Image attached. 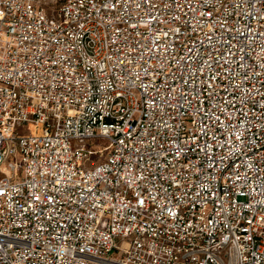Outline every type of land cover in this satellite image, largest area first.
I'll use <instances>...</instances> for the list:
<instances>
[{"label": "built area", "instance_id": "1", "mask_svg": "<svg viewBox=\"0 0 264 264\" xmlns=\"http://www.w3.org/2000/svg\"><path fill=\"white\" fill-rule=\"evenodd\" d=\"M0 264H264V0H0Z\"/></svg>", "mask_w": 264, "mask_h": 264}, {"label": "rangeland", "instance_id": "2", "mask_svg": "<svg viewBox=\"0 0 264 264\" xmlns=\"http://www.w3.org/2000/svg\"><path fill=\"white\" fill-rule=\"evenodd\" d=\"M38 4L42 6L48 13L56 14L59 8L64 5L67 0H37ZM122 247L125 246L123 242L119 243ZM113 258H119V254L112 255Z\"/></svg>", "mask_w": 264, "mask_h": 264}]
</instances>
